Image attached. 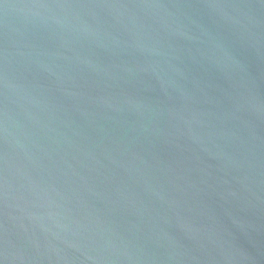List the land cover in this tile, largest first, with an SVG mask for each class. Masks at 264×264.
Wrapping results in <instances>:
<instances>
[{
	"label": "water",
	"instance_id": "95a60500",
	"mask_svg": "<svg viewBox=\"0 0 264 264\" xmlns=\"http://www.w3.org/2000/svg\"><path fill=\"white\" fill-rule=\"evenodd\" d=\"M0 264H264V0H0Z\"/></svg>",
	"mask_w": 264,
	"mask_h": 264
}]
</instances>
